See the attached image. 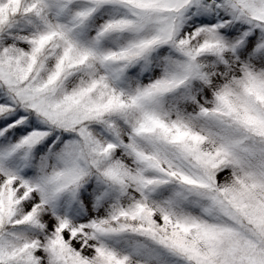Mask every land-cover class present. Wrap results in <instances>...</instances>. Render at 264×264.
<instances>
[{
	"label": "snow or ice",
	"instance_id": "snow-or-ice-1",
	"mask_svg": "<svg viewBox=\"0 0 264 264\" xmlns=\"http://www.w3.org/2000/svg\"><path fill=\"white\" fill-rule=\"evenodd\" d=\"M0 264H264V0H0Z\"/></svg>",
	"mask_w": 264,
	"mask_h": 264
}]
</instances>
